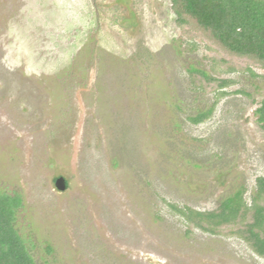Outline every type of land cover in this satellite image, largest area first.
Segmentation results:
<instances>
[{
	"label": "rangeland",
	"instance_id": "obj_1",
	"mask_svg": "<svg viewBox=\"0 0 264 264\" xmlns=\"http://www.w3.org/2000/svg\"><path fill=\"white\" fill-rule=\"evenodd\" d=\"M214 55L170 0H0V192L21 195L36 264H264L232 226L211 234L176 209L239 187L250 204L264 176V69ZM190 66L231 82L199 124L187 117L216 99Z\"/></svg>",
	"mask_w": 264,
	"mask_h": 264
},
{
	"label": "trees",
	"instance_id": "obj_2",
	"mask_svg": "<svg viewBox=\"0 0 264 264\" xmlns=\"http://www.w3.org/2000/svg\"><path fill=\"white\" fill-rule=\"evenodd\" d=\"M170 4L175 23L183 33L210 44L218 52L219 56L212 58L215 64L252 75V66L264 69V0H170ZM187 73L194 87L215 93L211 106L187 117L191 123L199 124L211 116L218 97L229 93L224 87L231 82L193 66ZM255 112L264 129V99ZM244 192L239 187L213 210L199 211L187 206L176 209L189 226L211 234L232 226L226 233L240 237L254 253L264 257V176L256 177L250 204ZM21 206L19 193L0 192V264H36L15 227Z\"/></svg>",
	"mask_w": 264,
	"mask_h": 264
},
{
	"label": "water",
	"instance_id": "obj_3",
	"mask_svg": "<svg viewBox=\"0 0 264 264\" xmlns=\"http://www.w3.org/2000/svg\"><path fill=\"white\" fill-rule=\"evenodd\" d=\"M66 185V182L63 177H57L55 179V187L59 190H63Z\"/></svg>",
	"mask_w": 264,
	"mask_h": 264
}]
</instances>
